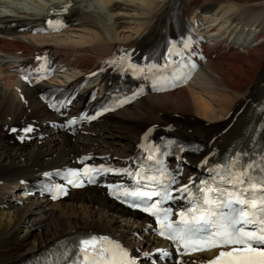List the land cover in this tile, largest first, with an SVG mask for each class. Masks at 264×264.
<instances>
[{"label": "bare ground", "instance_id": "bare-ground-1", "mask_svg": "<svg viewBox=\"0 0 264 264\" xmlns=\"http://www.w3.org/2000/svg\"><path fill=\"white\" fill-rule=\"evenodd\" d=\"M4 1L9 8L0 9V264H18L64 236L83 234L119 237L142 264H151L148 257L163 242L146 229L144 216L121 207L101 189L73 190L55 203L37 195L3 199L9 200L16 188L25 192L29 181L83 154L119 165L138 154L140 137L149 128L201 143L202 151L181 158L182 181L201 175L231 143L247 135L264 96V0H53L42 7L43 0ZM177 11L180 27L196 36L187 44L188 52L206 58L196 76L174 91L147 94L74 136L49 125L55 116L37 97L43 86L27 87L12 73L17 63L50 50L65 76L106 86L122 58H141L160 41ZM60 16L65 29L31 32L46 18ZM74 20L79 27L70 29ZM75 30L92 39L79 35L75 40ZM84 93L80 91L81 100ZM167 107L182 113L169 118L154 114ZM28 125L32 131L24 132ZM23 224L42 232L19 237ZM207 255L183 262L199 264Z\"/></svg>", "mask_w": 264, "mask_h": 264}, {"label": "snow or ice", "instance_id": "snow-or-ice-1", "mask_svg": "<svg viewBox=\"0 0 264 264\" xmlns=\"http://www.w3.org/2000/svg\"><path fill=\"white\" fill-rule=\"evenodd\" d=\"M47 24L54 30L64 27L63 23L51 19L47 20ZM31 131V128L25 129V132ZM148 159L156 157L149 156ZM239 159L237 157L230 165L214 170V177L201 181L195 186V192L191 184H186L175 189L180 195L174 196L170 184L176 183L175 178L165 184L156 177H148L150 183L143 187L151 190L143 191L138 187L134 191L124 190L115 194L117 198H135L136 202L130 205L132 207L144 205L141 210L156 217L160 226L158 234L177 245L178 251L183 249L181 255L217 249V254L207 264H264V176L253 180L248 170L233 171ZM254 167L247 165L249 170ZM112 171L128 170L85 165L81 171L70 173L72 178L68 179V183L81 187L83 182L76 181L82 177L88 183H94L97 175ZM261 171L264 172V169ZM153 197L157 199L153 200ZM175 199H187L190 204L186 210L179 212L177 221L170 219L172 209L163 207L167 201ZM108 243L112 246L98 245L96 237L82 241L78 257L80 264H137L118 243ZM157 251L168 255L164 250ZM177 264L184 262L178 261Z\"/></svg>", "mask_w": 264, "mask_h": 264}, {"label": "rangeland", "instance_id": "rangeland-1", "mask_svg": "<svg viewBox=\"0 0 264 264\" xmlns=\"http://www.w3.org/2000/svg\"><path fill=\"white\" fill-rule=\"evenodd\" d=\"M246 1H248L249 3H254V2H260V1H263V0H246ZM73 23V25H72V27L70 28V29H74V26H75V29H77L79 26V24H78V22L77 21H75L74 20V22H72ZM88 33V32H87ZM85 34V32H83V31H77V30H75V34H76V36L74 37V39L75 40H77L78 38L77 37H80V36H82V37H84L83 39H86V40H91L92 39V35H90V34ZM80 35V36H79ZM77 38V39H76ZM87 38H89V39H87ZM80 39V38H79ZM228 43V42H227ZM245 45H247V44H245ZM179 112V113H178ZM173 113V114H172ZM182 112H180V110H178V109H174V108H170V107H167L166 108V110H156L155 111V115H157V116H161V117H164V118H169V117H171V116H173V117H176V115H179V114H181ZM164 114V115H163ZM180 119V118H179ZM120 134V132H116V134ZM120 137V136H119ZM2 195H3V193H2ZM1 195V196H2ZM24 195V194H23ZM23 195H22V193H19L18 192V190H16L15 192H13L12 193V195H11V197L9 198V200H7V198H4L3 199V201H8V202H10V201H12L13 199H15V198H17V199H24V197H23ZM19 199V200H20ZM13 201H15V200H13ZM68 200L67 201H64L63 203H65V204H68ZM126 221L125 220H122V219H119L118 221H117V223H122V224H126L125 223ZM130 222V221H129ZM128 221H127V223H129ZM130 223H132V221L130 222ZM34 229V230H33ZM26 230V231H25ZM33 232H42V228L41 229H36V228H32V227H30V226H28L27 224H23V225H21L20 226V229H19V231L17 232V236L19 235V237L21 236V235H23V234H28L30 237H32L33 236Z\"/></svg>", "mask_w": 264, "mask_h": 264}]
</instances>
